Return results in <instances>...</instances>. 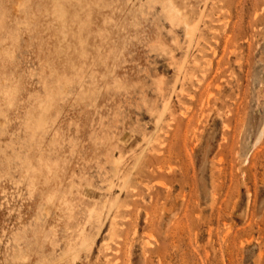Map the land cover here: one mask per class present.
<instances>
[{
	"label": "rangeland",
	"instance_id": "374dc122",
	"mask_svg": "<svg viewBox=\"0 0 264 264\" xmlns=\"http://www.w3.org/2000/svg\"><path fill=\"white\" fill-rule=\"evenodd\" d=\"M0 264H264V0H0Z\"/></svg>",
	"mask_w": 264,
	"mask_h": 264
},
{
	"label": "bare ground",
	"instance_id": "6f19581e",
	"mask_svg": "<svg viewBox=\"0 0 264 264\" xmlns=\"http://www.w3.org/2000/svg\"><path fill=\"white\" fill-rule=\"evenodd\" d=\"M170 7L172 8V6H170ZM173 8H174V7H173ZM173 8H172V9H173ZM173 10H174V9H173ZM171 11H172V10H171ZM117 162H119V161H117Z\"/></svg>",
	"mask_w": 264,
	"mask_h": 264
}]
</instances>
